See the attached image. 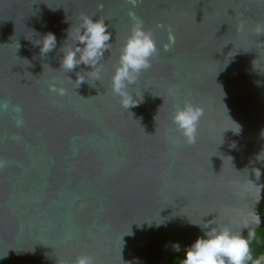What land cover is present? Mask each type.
Instances as JSON below:
<instances>
[{
  "label": "water",
  "instance_id": "obj_1",
  "mask_svg": "<svg viewBox=\"0 0 264 264\" xmlns=\"http://www.w3.org/2000/svg\"><path fill=\"white\" fill-rule=\"evenodd\" d=\"M129 12L158 53L125 109L112 76ZM81 14L111 33L99 80L61 68ZM258 26L264 0H0V264H169L211 228L264 226ZM186 102L203 109L194 144L172 121Z\"/></svg>",
  "mask_w": 264,
  "mask_h": 264
},
{
  "label": "clouds",
  "instance_id": "obj_2",
  "mask_svg": "<svg viewBox=\"0 0 264 264\" xmlns=\"http://www.w3.org/2000/svg\"><path fill=\"white\" fill-rule=\"evenodd\" d=\"M135 5L136 0H130ZM102 8V5H98ZM132 19V27L125 43L120 50L118 64L112 76V91L120 97V103L125 109L136 106L140 100L133 99L128 91L129 85L134 84L142 71L151 67V58L158 53L157 42L151 30H146L143 21L129 12ZM103 18L93 20L85 14H81V24L75 30V47H63L61 68L66 72L73 71L78 65L84 64L91 67L87 72L91 77L99 80L98 65L103 59L104 52L109 50L111 33ZM257 33L264 31L260 26ZM169 43L163 45L167 51L175 43V36L169 32ZM57 38L48 33L43 36L41 53L47 54L56 47ZM78 87L85 81L84 76L77 73ZM77 87V88H78ZM50 90L64 95L65 89L50 85ZM203 116V109L186 102L183 107L176 106L172 114V121L177 131L185 139L186 143L194 144L197 139L199 121ZM256 224H260V215L253 213ZM247 223V222H246ZM179 251V245L173 246ZM63 264V262H62ZM72 264H95L93 257L81 254ZM180 264H264V253L257 255L250 245L248 238L240 232H233L228 227L207 230L204 237L198 238L195 243L185 249V254Z\"/></svg>",
  "mask_w": 264,
  "mask_h": 264
},
{
  "label": "trees",
  "instance_id": "obj_3",
  "mask_svg": "<svg viewBox=\"0 0 264 264\" xmlns=\"http://www.w3.org/2000/svg\"><path fill=\"white\" fill-rule=\"evenodd\" d=\"M262 213L264 215V205ZM250 241V245L253 248L254 252L259 255L264 253V226L262 227H253L248 231L247 237ZM185 254V251L178 254L173 258L169 264H178L181 262Z\"/></svg>",
  "mask_w": 264,
  "mask_h": 264
}]
</instances>
